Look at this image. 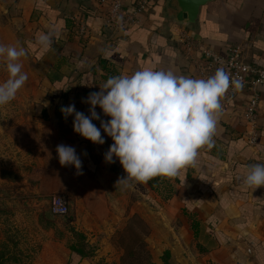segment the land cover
I'll use <instances>...</instances> for the list:
<instances>
[{
  "label": "crops",
  "instance_id": "0c3cea01",
  "mask_svg": "<svg viewBox=\"0 0 264 264\" xmlns=\"http://www.w3.org/2000/svg\"><path fill=\"white\" fill-rule=\"evenodd\" d=\"M132 6L133 0H128L126 10L131 11ZM166 6V0H157L139 16L138 23L118 28L108 23L98 0H0V45L23 47L26 51L19 63L27 81L19 91H33L37 81H43L42 86H48L46 91L51 94L42 108H58V115L50 120L54 125L43 122L39 134L26 127L24 135L35 137L34 144L39 145V166L50 177L48 190H71L77 197L76 224L91 225L89 230L102 231L99 225H104L105 231L113 232L122 227L123 220L116 219L121 220V215L115 214L117 201L111 195L114 187L109 188L97 177L104 173L116 181L126 173L118 160L111 164L104 160L113 143L111 138L102 132L105 143L98 145L76 135L71 131L74 117L65 119L60 107L75 104L77 111L87 114L89 105L82 101L89 93L98 92L109 77L131 75L146 67L207 78L218 68L205 73L203 47L226 56L232 47L239 46L245 62L264 67V0H210L195 32L169 17ZM80 22L87 26L83 36L78 32ZM185 31L197 43L192 50L180 42V33ZM42 33L54 36L48 49L38 43ZM259 92L260 136L255 145L248 142L244 114L251 91L246 88L232 99L221 98L212 146L202 147L194 164L175 177H155L132 186L141 196L133 213L151 226L147 240L173 241L166 250L176 264H191L188 260L204 264V254L225 263L264 264V186L253 189L242 183L252 165L264 164V85ZM96 111L102 119H109L99 108ZM93 123L99 127V121ZM55 127L77 138L78 143L89 144L83 157L94 174L83 169L77 174L74 166L60 165L56 148L65 145V140L56 137ZM119 189L123 190L121 186ZM180 210L194 215L197 236L192 220L183 217ZM158 224L164 226L166 235L159 233ZM83 232L97 247L94 255L81 257L67 249L61 259L64 264H99L101 257L112 263L120 256L121 252L111 245L97 244V231ZM192 239L203 250L199 258L196 249L190 247ZM221 256L225 258L221 260Z\"/></svg>",
  "mask_w": 264,
  "mask_h": 264
},
{
  "label": "clouds",
  "instance_id": "9594fccd",
  "mask_svg": "<svg viewBox=\"0 0 264 264\" xmlns=\"http://www.w3.org/2000/svg\"><path fill=\"white\" fill-rule=\"evenodd\" d=\"M53 40L52 33H42L38 43L48 49ZM25 55L23 47L0 45L8 74L0 82V106L15 99L27 81L19 63ZM229 87L241 90L244 85L222 67L207 78L146 67L131 75L109 77L98 92L82 101L89 105L87 114L77 111L75 104L60 111L65 119L73 116V131L93 144L105 143L102 132L111 138L104 160L119 161L126 175L117 179L115 187L128 189L155 177L177 176L195 163L202 147L212 146L220 100ZM97 108L109 119H102ZM93 121H99V127ZM56 153L61 166H74L82 174V161L73 147L58 145ZM242 183L253 189L264 186V164L252 165Z\"/></svg>",
  "mask_w": 264,
  "mask_h": 264
},
{
  "label": "rangeland",
  "instance_id": "374dc122",
  "mask_svg": "<svg viewBox=\"0 0 264 264\" xmlns=\"http://www.w3.org/2000/svg\"><path fill=\"white\" fill-rule=\"evenodd\" d=\"M5 64L4 59L0 57V82L6 80L8 76ZM38 83L40 82L37 81L33 91H18L15 99L7 105L0 106V264H64L61 260L65 257L64 251L67 249L72 251L74 248H80L94 255V249L97 247L89 243V235L83 232L84 230L91 233L97 231L100 236L97 244L111 245L121 252L112 263L106 261V257H101L99 264H137L138 259L130 258L122 261L124 249L118 240L119 231L123 230L127 224L131 223L140 229V226L134 222V215L143 219L139 214L133 213L141 196L132 187L128 188V191L124 189L121 191L120 186L115 187L117 180H113L112 176L101 173L97 177L109 188L114 187L111 195H114L117 201L115 214L122 217L121 220L116 219L119 222L123 220V223L121 228L113 232L105 231L104 225H99L102 227V231H99L98 229L89 230L88 227L91 225L76 224L77 197L69 189L48 190L50 177L48 178L45 175L46 172L39 166L41 154L39 145L34 144L35 137L28 138L24 135L26 127L28 130L34 129L39 134L40 125L43 122L54 125L50 120L58 115V108H49V114L47 109L42 108L44 100L51 91H46L49 87L42 86L43 81L37 88ZM49 115L53 116L50 118ZM62 130L54 128L56 137L60 141L65 140L66 146L75 149L82 161L84 171L94 174V170L87 165L83 157L89 144L86 141V143H78L77 138L72 135L66 136ZM10 137L13 141H8ZM55 194L65 195L68 199L69 212L66 215L52 214L50 201ZM113 213L111 208L112 216ZM180 213L183 217L188 216L184 210H180ZM144 222L150 234L151 226L145 220ZM92 226L95 225L92 224ZM157 227L160 234L166 235L163 225L158 224ZM147 236L145 241L149 257H144L143 264H166L167 260L171 264H176L169 250H166V245L168 243L172 245L173 241L167 239L166 241L163 239L148 241ZM190 247L196 249L198 258L201 257L203 250L199 244H196L195 239L191 240ZM184 254L188 256L187 252ZM220 258L223 260L225 257ZM188 261L193 264L191 260ZM204 264L231 263H225L216 257L204 254Z\"/></svg>",
  "mask_w": 264,
  "mask_h": 264
},
{
  "label": "built area",
  "instance_id": "2783aa9c",
  "mask_svg": "<svg viewBox=\"0 0 264 264\" xmlns=\"http://www.w3.org/2000/svg\"><path fill=\"white\" fill-rule=\"evenodd\" d=\"M157 0H133L131 11L126 10L128 0H98V6L106 12L107 20L110 25L123 28L126 25L138 23L139 16L148 6ZM87 31L85 23L78 24V32L83 36ZM180 42L186 45V48L192 50L197 46L193 36L185 31L180 33ZM203 58L206 60L205 73L223 68L231 79H240L244 87L241 89H250L251 96L245 110V119L248 125V142L255 145L259 139L257 120L260 112V92L259 87L264 85V67L250 64L242 59V49L239 46L232 47L226 56L221 55L210 48L203 47ZM204 72V65H203ZM241 90L229 87L224 97L232 99L239 94ZM51 211L54 215H66L69 212V203L65 195L55 194L50 201Z\"/></svg>",
  "mask_w": 264,
  "mask_h": 264
},
{
  "label": "trees",
  "instance_id": "16d2710c",
  "mask_svg": "<svg viewBox=\"0 0 264 264\" xmlns=\"http://www.w3.org/2000/svg\"><path fill=\"white\" fill-rule=\"evenodd\" d=\"M70 22L68 21V24ZM73 25V23H70ZM53 214V213H52ZM188 217L191 222L192 229L194 230L195 236L198 233V224L195 221V217L192 214H188ZM134 222H136L140 229L136 228L131 223L127 224L123 230L119 231V243L120 246L124 249L123 260H129L130 258L138 259L137 264H143L144 257H149V251L147 250V243L145 241L146 236L149 234L147 226L143 219H140L137 216H133ZM72 252L77 253L81 257L87 255L82 249L74 248ZM2 255V254H1ZM166 264H171L168 260Z\"/></svg>",
  "mask_w": 264,
  "mask_h": 264
},
{
  "label": "water",
  "instance_id": "95a60500",
  "mask_svg": "<svg viewBox=\"0 0 264 264\" xmlns=\"http://www.w3.org/2000/svg\"><path fill=\"white\" fill-rule=\"evenodd\" d=\"M209 2L210 0H166L167 13L195 32L200 28L202 10Z\"/></svg>",
  "mask_w": 264,
  "mask_h": 264
}]
</instances>
